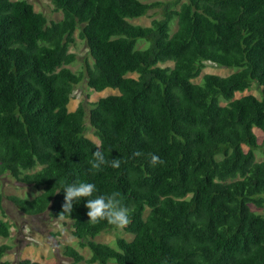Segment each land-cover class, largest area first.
I'll return each instance as SVG.
<instances>
[{
  "label": "trees",
  "instance_id": "trees-1",
  "mask_svg": "<svg viewBox=\"0 0 264 264\" xmlns=\"http://www.w3.org/2000/svg\"><path fill=\"white\" fill-rule=\"evenodd\" d=\"M52 2L61 20L49 22L26 0H0V177L40 190L8 200L27 216L70 221L91 253L67 246L74 264H264V215L251 209H264L254 133H264V0ZM151 11L162 17L131 23ZM77 32L93 63L74 72ZM207 63L238 71L202 77ZM83 80L95 92L119 94L70 111ZM253 82L261 98H236ZM87 118L98 142L87 136ZM97 147L120 168L89 171ZM153 154L163 163L152 165ZM77 181L118 192L129 223L89 222L87 198L63 213L61 187ZM3 201L0 193L7 239ZM119 229L132 240L95 241ZM10 251L0 245V264H13Z\"/></svg>",
  "mask_w": 264,
  "mask_h": 264
},
{
  "label": "rangeland",
  "instance_id": "rangeland-1",
  "mask_svg": "<svg viewBox=\"0 0 264 264\" xmlns=\"http://www.w3.org/2000/svg\"><path fill=\"white\" fill-rule=\"evenodd\" d=\"M26 1L34 6L35 11L43 13L49 22L61 20L63 17L61 12L55 11L52 0ZM154 1L167 2L168 0H142L143 3H151ZM161 17L162 15L159 11H151L145 17L131 20V23L150 26L154 19H159ZM172 28H174V30L176 29V22L172 23ZM70 51L77 56L76 63L69 66L72 71L79 72L83 70L86 61H89L91 64L93 63L89 49L85 42L79 38L78 32L75 35V43L71 46ZM167 65L172 66L173 64L168 63L162 66ZM237 71L236 68H224L207 63V67L204 69L202 77L206 74H215L225 77L236 73ZM202 77L197 79L195 83H202ZM252 85V89L244 93H237L236 98L249 94L261 98L257 84L253 82ZM118 94L119 91L114 89L95 92L89 88L87 81L83 80L73 91L69 109L70 111H74L80 104H83L87 111H89L91 104L97 102L99 99ZM87 126V136L98 142L93 135V130L89 125L88 118ZM254 133L258 137L259 144L261 145V149L257 150L255 153L256 160L258 162H264V133L257 128L254 129ZM244 148L247 150V147ZM0 193L4 195L3 212L1 217L11 226V236L7 239L0 237V245L7 244L11 247V251L6 256L7 260H10L13 264H17L21 259H31L38 261L41 264H74L72 259L65 256L64 252L67 246L76 248L83 256H85V258H90L91 253L89 249H81L79 247V241L73 235L72 223L70 221L55 220L50 217L49 213L41 216H27L19 211L14 204L8 200L9 196H18L27 199L35 198L40 194V190L25 186L10 176H3L0 177ZM251 209L257 214L264 215V209H258L254 205H251ZM118 237H124L128 240H132L133 238L132 235L127 234L123 229H119L105 232L99 235L95 241L115 245ZM81 264L86 263L83 262ZM109 264H115V262L112 261L109 262Z\"/></svg>",
  "mask_w": 264,
  "mask_h": 264
},
{
  "label": "clouds",
  "instance_id": "clouds-1",
  "mask_svg": "<svg viewBox=\"0 0 264 264\" xmlns=\"http://www.w3.org/2000/svg\"><path fill=\"white\" fill-rule=\"evenodd\" d=\"M136 154L140 155L139 152ZM92 157L88 161L89 171H100L105 165L113 169H118L121 166L119 158H109L105 155V150L100 147L95 148ZM150 163L156 165L157 163H163V161L159 156L153 154ZM61 188L65 193L62 205L63 213L69 214L72 211L73 204L79 203L82 198H87L85 206L88 209L89 222L96 223L106 220L109 224L120 228L126 226L130 221V209L121 202L118 192L99 193L96 184L87 181L65 183Z\"/></svg>",
  "mask_w": 264,
  "mask_h": 264
}]
</instances>
